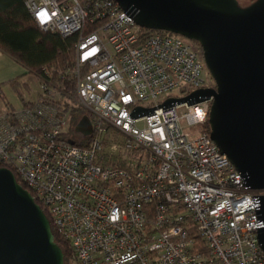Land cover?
Wrapping results in <instances>:
<instances>
[{"label":"built area","instance_id":"1","mask_svg":"<svg viewBox=\"0 0 264 264\" xmlns=\"http://www.w3.org/2000/svg\"><path fill=\"white\" fill-rule=\"evenodd\" d=\"M26 6L42 29L78 34L75 59L45 68L34 100L0 112V166L41 202L71 264H264V188L206 129L213 96L185 98L210 87L203 51L149 34L117 0ZM177 88L186 94L159 100ZM78 106L92 121L83 139L70 131Z\"/></svg>","mask_w":264,"mask_h":264},{"label":"water","instance_id":"2","mask_svg":"<svg viewBox=\"0 0 264 264\" xmlns=\"http://www.w3.org/2000/svg\"><path fill=\"white\" fill-rule=\"evenodd\" d=\"M117 1L139 25L200 43L216 84L193 90L185 98L200 101L213 96L211 137L246 176L247 184L263 189L264 0L247 5L239 0ZM75 130L92 133L88 114ZM260 211L263 225L258 237L264 249V195ZM0 264H66L46 211L6 166H0Z\"/></svg>","mask_w":264,"mask_h":264},{"label":"trees","instance_id":"3","mask_svg":"<svg viewBox=\"0 0 264 264\" xmlns=\"http://www.w3.org/2000/svg\"><path fill=\"white\" fill-rule=\"evenodd\" d=\"M144 30L149 34L166 31L151 28H144ZM77 39L78 34L63 36L59 32L42 29L35 22L31 12L26 6V0H0V48L12 55L17 61L25 65L36 75L43 76L45 68L54 65L64 68L72 66L75 59V43ZM192 43L199 50H202L198 41L192 40ZM17 81L18 78H15L11 83L14 84ZM62 83L65 85L67 84L68 88L75 89L72 81L63 80ZM74 95L75 91L72 95V99L75 98ZM9 109L11 108L7 110ZM79 109H81V114L79 117H76V113ZM86 113L87 111L83 107H75L71 123L73 120L77 123ZM209 128V123H206V129L208 130ZM74 133L78 134L75 128ZM80 143L84 144L83 142ZM17 178L20 183L28 187L19 176H17ZM38 202L40 201L38 200ZM54 234L55 240L65 253L66 264H71L69 244L63 241L55 230Z\"/></svg>","mask_w":264,"mask_h":264},{"label":"crops","instance_id":"4","mask_svg":"<svg viewBox=\"0 0 264 264\" xmlns=\"http://www.w3.org/2000/svg\"><path fill=\"white\" fill-rule=\"evenodd\" d=\"M32 74L37 76L12 55L0 48V96L2 98L6 100L9 95L17 93L18 98L24 104L34 100L38 96L39 90L38 88L33 89L31 85L30 78ZM15 78H18V81L12 84L11 81ZM8 108H15V105L10 101H6V110Z\"/></svg>","mask_w":264,"mask_h":264},{"label":"rangeland","instance_id":"5","mask_svg":"<svg viewBox=\"0 0 264 264\" xmlns=\"http://www.w3.org/2000/svg\"><path fill=\"white\" fill-rule=\"evenodd\" d=\"M252 1L253 0H239L241 5H247V4L251 3ZM182 37H183L184 40L186 39V37H184V36H182ZM204 74H205V77H206V80H207L206 85L215 86V84H216L215 83V79L213 78L212 74L210 73L207 65L205 67ZM30 81H31V85L33 86V89H37L38 88V90H40V82L38 84L39 79L37 78V76L32 74V77L30 78ZM185 94H186V92H184L181 88H177V89H174V90L170 91L167 94H163L162 96H160L159 100L160 101L164 100L168 96L179 97V96H183ZM6 101L12 102L15 105V107H21L22 105H24V103H22L21 99L18 98V94L17 93L9 95L8 98H6V100L0 96V112H4L6 110ZM72 102H74V101L72 100ZM80 114H81V109H79L77 111L76 117H79ZM75 124H76V122L73 120V122L70 125L71 134L74 135L77 139H83L84 138L83 136L74 133ZM185 128H186L187 131H190L193 134H195L200 129V125H195V126H192V127H189V126L186 125Z\"/></svg>","mask_w":264,"mask_h":264}]
</instances>
